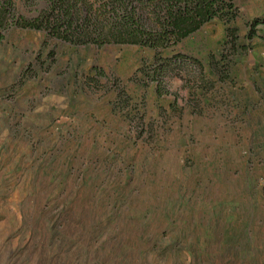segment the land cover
I'll return each instance as SVG.
<instances>
[{
  "label": "rangeland",
  "instance_id": "374dc122",
  "mask_svg": "<svg viewBox=\"0 0 264 264\" xmlns=\"http://www.w3.org/2000/svg\"><path fill=\"white\" fill-rule=\"evenodd\" d=\"M236 7L162 52L0 29V264H264V0ZM177 53L205 69L158 95Z\"/></svg>",
  "mask_w": 264,
  "mask_h": 264
},
{
  "label": "trees",
  "instance_id": "16d2710c",
  "mask_svg": "<svg viewBox=\"0 0 264 264\" xmlns=\"http://www.w3.org/2000/svg\"><path fill=\"white\" fill-rule=\"evenodd\" d=\"M237 1L0 0V29L15 26L35 30L52 40L74 46L134 45L162 52L179 45L216 18L234 19ZM260 25L264 26V21L257 19L252 22L247 39L255 36ZM227 34L236 45V29L229 28ZM191 66L200 71L205 69L201 60L177 53L156 58L154 63L143 66L138 73L146 82H158L157 93L160 95L163 94L161 86L166 75L173 73L183 80L182 73ZM122 103L125 107L133 106V98L127 95ZM145 126L143 124V131Z\"/></svg>",
  "mask_w": 264,
  "mask_h": 264
}]
</instances>
